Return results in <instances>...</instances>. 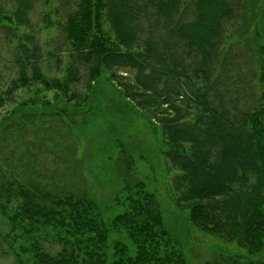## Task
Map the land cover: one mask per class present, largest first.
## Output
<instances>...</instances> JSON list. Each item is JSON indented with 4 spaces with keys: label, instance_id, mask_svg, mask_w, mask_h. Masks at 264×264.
I'll return each instance as SVG.
<instances>
[{
    "label": "trees",
    "instance_id": "1",
    "mask_svg": "<svg viewBox=\"0 0 264 264\" xmlns=\"http://www.w3.org/2000/svg\"><path fill=\"white\" fill-rule=\"evenodd\" d=\"M12 1L14 11L0 8V26L12 22L28 27L33 0ZM71 2L61 27L71 50L66 85L57 80L42 83L66 94L65 88L81 82L82 75L89 88L101 71L108 72L125 101L160 127L166 159L179 172L174 180L176 205L188 210L194 228L236 242L248 256L260 253L264 248V98L256 108L235 113L227 105V86L222 87L216 76L224 27L234 18L233 5L228 0H192L193 18L181 22L177 16L183 0ZM104 18L113 41L103 32ZM24 41L20 52L24 61H18L23 85L27 84L24 65H29L32 82L43 81L40 48L31 35H25ZM122 69L134 75L123 76ZM195 83L200 86L191 88ZM6 100L0 98V106ZM25 129L13 121L0 138V214L9 227L4 244L17 264H186L164 228L157 199L132 180L128 158L117 165V175L125 180L126 209L106 221L80 172L82 187L75 183V190L68 191L59 188L54 171L49 182L34 168L35 160L27 161L20 142ZM25 145L38 153L47 149L39 135ZM64 160L68 172H78L74 159L72 164L71 159ZM42 169L47 172L45 166ZM110 233L130 241L134 255L121 244L108 255ZM47 240L59 250L47 251L43 247ZM202 264H264V259L219 257Z\"/></svg>",
    "mask_w": 264,
    "mask_h": 264
},
{
    "label": "rangeland",
    "instance_id": "2",
    "mask_svg": "<svg viewBox=\"0 0 264 264\" xmlns=\"http://www.w3.org/2000/svg\"><path fill=\"white\" fill-rule=\"evenodd\" d=\"M228 1L233 5L234 18L224 27L216 76L222 87L227 86L228 107L241 114L256 108L264 98V0ZM32 2L28 27H17L12 22H3L0 26V98H7L0 106V138L2 130L9 128L11 122L24 124L25 136L20 142L27 151V161L35 160L34 168L49 182L54 171L59 188L68 191L75 190L72 187L75 183L82 187V180L78 179L81 173L85 188L106 221L123 214L126 209V195L122 191L125 180L117 175V165L128 158V163L132 164V180L141 182L144 191L157 199L164 228L186 264H202L219 257L264 259V248L260 253L248 256L236 242H227L194 228L188 210L176 205L174 180L179 172L166 159L168 149L160 127L125 101L108 79V72L101 71L89 88L82 75L81 82L65 88L66 94L49 90L42 83L57 80L62 86L66 85L71 50L61 27L72 9V2ZM0 8L12 12L16 4L12 0H0ZM191 18L192 0H183L177 19L185 22ZM4 26L10 28L9 33ZM102 29L113 41L105 18ZM147 31L146 23L144 32ZM27 34L40 48L39 68L43 81L32 82L29 65H24L27 84L23 85L18 61H24L20 52ZM29 48L31 52L27 45ZM119 73L130 78L134 75L126 69ZM199 86L195 83L191 88ZM73 93L77 99L71 101ZM38 135L47 148L42 153L25 145ZM13 137L15 139V135ZM64 158L71 159V164L75 160L77 173H70L63 167ZM8 232V222L0 214V264H17L12 251L4 244ZM108 241V255L112 254L116 244L125 245L134 255L133 245L122 235L110 233ZM43 247L50 253L59 250L48 240L43 241Z\"/></svg>",
    "mask_w": 264,
    "mask_h": 264
}]
</instances>
